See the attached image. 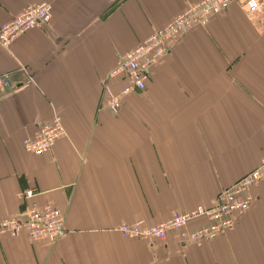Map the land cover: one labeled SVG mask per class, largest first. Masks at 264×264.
Here are the masks:
<instances>
[{
    "label": "crops",
    "instance_id": "obj_1",
    "mask_svg": "<svg viewBox=\"0 0 264 264\" xmlns=\"http://www.w3.org/2000/svg\"><path fill=\"white\" fill-rule=\"evenodd\" d=\"M200 1L0 0V26L52 7L49 24L0 47V220L48 206L67 231L54 243L1 236L0 264H264V180L213 241H189L204 219L165 241L116 231L211 208L264 157V0L255 15L233 0L168 42L145 90L116 114L102 106L125 86L109 78L119 56ZM54 114L66 136L42 156L25 152Z\"/></svg>",
    "mask_w": 264,
    "mask_h": 264
},
{
    "label": "built area",
    "instance_id": "obj_2",
    "mask_svg": "<svg viewBox=\"0 0 264 264\" xmlns=\"http://www.w3.org/2000/svg\"><path fill=\"white\" fill-rule=\"evenodd\" d=\"M233 0H202L191 4L180 15L173 18L161 28L154 30L148 38L135 49L119 56L109 78L122 77L125 86L119 94L103 100L102 106L111 114L121 108L124 97L134 92L145 90L151 68L166 54V44L182 36L188 30L205 27L209 19L226 10ZM243 3L247 15H255L260 9V0H236ZM52 19V7L41 3L25 8L20 14L0 26V47L9 50L24 34L38 26L49 24ZM2 82L0 78V83ZM65 132L57 114L52 120L40 126L35 137L23 141L25 152L42 156L49 152ZM264 180V157L259 165L236 181L230 188L223 190L211 208H197L184 214H173L168 220L146 225L144 222L122 224L116 231L126 239L165 241L170 232L184 230L190 222L197 219L206 220V224L189 233V241L195 245L210 242L224 235L234 224L236 216L247 211L252 203L250 190ZM31 193H20V198L29 197ZM25 232L35 241L57 242L66 235L64 216L54 207L42 210L30 209L24 218H7L0 220V237L18 236Z\"/></svg>",
    "mask_w": 264,
    "mask_h": 264
},
{
    "label": "rangeland",
    "instance_id": "obj_3",
    "mask_svg": "<svg viewBox=\"0 0 264 264\" xmlns=\"http://www.w3.org/2000/svg\"><path fill=\"white\" fill-rule=\"evenodd\" d=\"M191 30H188L187 32H185L184 34H187L188 32H190ZM183 34V35H184ZM60 117V116H59ZM53 118V117H52ZM52 120V119H51ZM60 120H61V123H62V119L60 118ZM62 126H63V129H64V132H65V135L64 136H66V131H65V128H64V125H63V123H62ZM37 133V132H36ZM36 135V134H35ZM35 137V136H34ZM33 137V138H34ZM33 138H29L28 140H30V139H33ZM27 139H25L24 141H26ZM23 143V142H22ZM23 148V147H22ZM24 150V149H23Z\"/></svg>",
    "mask_w": 264,
    "mask_h": 264
}]
</instances>
